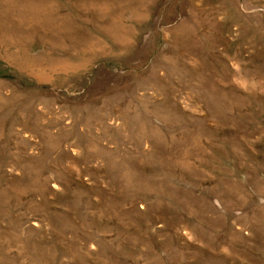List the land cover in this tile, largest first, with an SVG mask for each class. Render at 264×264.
Segmentation results:
<instances>
[{"label": "rangeland", "instance_id": "1", "mask_svg": "<svg viewBox=\"0 0 264 264\" xmlns=\"http://www.w3.org/2000/svg\"><path fill=\"white\" fill-rule=\"evenodd\" d=\"M0 264H264V0H0Z\"/></svg>", "mask_w": 264, "mask_h": 264}]
</instances>
